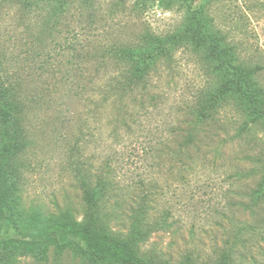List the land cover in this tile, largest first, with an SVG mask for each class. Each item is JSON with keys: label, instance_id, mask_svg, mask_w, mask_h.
Listing matches in <instances>:
<instances>
[{"label": "rangeland", "instance_id": "374dc122", "mask_svg": "<svg viewBox=\"0 0 264 264\" xmlns=\"http://www.w3.org/2000/svg\"><path fill=\"white\" fill-rule=\"evenodd\" d=\"M0 71V264H264V0H0Z\"/></svg>", "mask_w": 264, "mask_h": 264}, {"label": "trees", "instance_id": "16d2710c", "mask_svg": "<svg viewBox=\"0 0 264 264\" xmlns=\"http://www.w3.org/2000/svg\"><path fill=\"white\" fill-rule=\"evenodd\" d=\"M59 1L65 2L66 0ZM27 2H29V0H20V3L22 4H25ZM261 69L262 67L254 66L251 71L253 73H257ZM248 72L249 70L246 71V73ZM144 78L145 70H142L141 68L128 69V71H126L124 76L122 77V88L130 89L131 87L137 85L139 82L140 85H143L144 83L142 81L144 80ZM24 113V104L20 100L15 87L7 80V77L3 74V72L0 71V124L3 125V130L6 131L7 134H11V136H14L19 130L18 127L22 123ZM0 145H2L0 146V148L5 147L6 145L5 142L2 141V138H0ZM4 169V166H0L1 172H4ZM2 178H5V173L0 174V179ZM85 196L87 201H92L94 200L95 193L92 189L87 188L85 190ZM69 220L71 221V224L65 223L62 225H58V228L66 229L65 227L67 225L71 226V228H74L76 223H74L71 219ZM80 231L81 239L85 244H87L88 247L96 248L100 251L109 253L113 257L120 259L125 264H135L133 256L128 253L124 247L122 248L119 243L112 242L109 247L108 242L106 241L107 237L103 232L96 229H90V227H88L87 225ZM227 258V255L224 254L221 261H219L217 264H226Z\"/></svg>", "mask_w": 264, "mask_h": 264}]
</instances>
